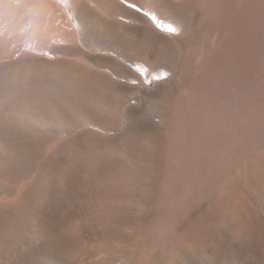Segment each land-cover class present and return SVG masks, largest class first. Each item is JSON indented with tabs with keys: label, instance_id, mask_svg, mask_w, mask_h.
Returning a JSON list of instances; mask_svg holds the SVG:
<instances>
[{
	"label": "rangeland",
	"instance_id": "374dc122",
	"mask_svg": "<svg viewBox=\"0 0 264 264\" xmlns=\"http://www.w3.org/2000/svg\"><path fill=\"white\" fill-rule=\"evenodd\" d=\"M180 1L0 0V264H142L152 227L169 217L180 189L167 177L177 149L165 118L174 110L177 124L183 119L173 109L182 51L197 41ZM153 138L158 147L149 144L145 158L138 149ZM258 143L230 160L209 207L171 221L245 234L239 251L220 234L223 243L205 251L227 252L217 264H264V137ZM75 166L86 208L64 200L46 208ZM187 236L161 239L162 253L173 264H203L189 257Z\"/></svg>",
	"mask_w": 264,
	"mask_h": 264
},
{
	"label": "bare ground",
	"instance_id": "6f19581e",
	"mask_svg": "<svg viewBox=\"0 0 264 264\" xmlns=\"http://www.w3.org/2000/svg\"><path fill=\"white\" fill-rule=\"evenodd\" d=\"M177 5L184 6L189 11V32L190 35H197L193 46L181 50V84L175 92L173 109L179 108L183 119L177 124L178 117L174 110H169L165 118V132L173 136L177 149L176 156L174 159L172 157L171 171L169 175L165 173L171 182L180 185V189L176 197L170 200L172 202H169L173 205L169 217L164 223L161 220L155 222V227H152L157 234L148 242L150 250L139 258L142 264H173L172 257L164 256L161 249L165 242L176 244L177 240H171L186 234L188 236L181 241L193 251L189 257L197 263L217 264L218 259L227 252H218L216 255L214 252L210 257H205V251L212 252L217 245L222 244L225 236L220 234L225 233L230 236V242L235 244L234 248L238 249L235 251H239L241 243L249 244L245 231L243 237L227 226L218 230L205 226L204 223V229L198 225L187 229L184 225L173 224L171 221L174 218L180 219L177 217L178 213H182L181 218L184 216L189 221L191 213L197 211L200 204L211 201V190L222 172L231 164L230 160L244 149L255 148L264 137V0H181ZM164 34L157 32L155 36L166 38ZM130 127L131 124H125L120 134L127 133ZM154 138L153 141L148 139L150 142L147 140L139 147L138 151L143 157L149 156L152 143L154 147H158ZM153 146V157H156L157 151ZM103 159L104 156H95L97 164L103 162ZM98 165L99 167L95 165L93 173L101 179L104 168L102 164ZM262 165L264 168V164ZM79 170L80 167H73L69 175L70 182L63 188L52 190L54 199L49 201L46 208H51L53 204L54 208H58L63 204L61 200L69 202L75 208H86L85 200H79L86 197L85 191L81 189L84 183L78 177ZM166 180L165 177V182ZM207 206L209 207L208 204ZM191 208L193 210L189 214ZM161 239H166L162 242L164 245H160ZM262 261L256 257L254 260L251 258L252 264H263Z\"/></svg>",
	"mask_w": 264,
	"mask_h": 264
}]
</instances>
